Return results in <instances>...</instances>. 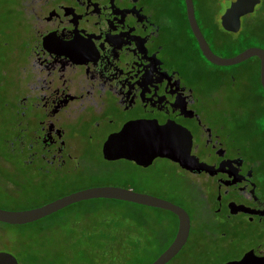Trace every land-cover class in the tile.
<instances>
[{
    "label": "flooded vegetation",
    "instance_id": "obj_1",
    "mask_svg": "<svg viewBox=\"0 0 264 264\" xmlns=\"http://www.w3.org/2000/svg\"><path fill=\"white\" fill-rule=\"evenodd\" d=\"M191 1L215 55L264 49L247 45L249 14L231 31L221 23L225 0ZM250 58L256 83L208 61L185 0H0V193L64 192L48 203L90 187L134 190L146 172L147 191H170L147 194L189 219L183 246L165 264H264V88L260 61ZM134 121L163 128L169 154L182 163L106 158L108 138ZM120 164L134 173L118 171ZM146 207L150 264L173 241L178 217ZM125 219L113 232L141 249V232Z\"/></svg>",
    "mask_w": 264,
    "mask_h": 264
},
{
    "label": "rangeland",
    "instance_id": "obj_2",
    "mask_svg": "<svg viewBox=\"0 0 264 264\" xmlns=\"http://www.w3.org/2000/svg\"><path fill=\"white\" fill-rule=\"evenodd\" d=\"M221 10L222 7L216 5L214 15ZM242 20L243 30L247 32L255 25L264 28L263 0L257 3L255 12ZM228 67L234 73L245 72L254 83L258 81L254 58ZM118 171L134 173L130 166L124 164L118 166ZM140 173V177L136 179L135 191L170 196L168 189L147 191L146 172ZM61 193L64 192L28 188L18 189L15 194L0 193V208L25 210L37 207L48 198ZM148 214H152L149 208L122 201L105 199L85 201L69 206L41 222L25 225L0 223V250L13 252L23 264H47V260H54L55 264H143L144 258L135 256L134 246L124 241L120 242V238L113 231H116L117 226L127 227L128 222L125 218L146 217ZM41 225L44 231L38 233ZM101 236L104 239V246L99 240ZM30 247H35L37 252L27 251ZM188 250L191 251V248ZM151 257V254L146 255V263Z\"/></svg>",
    "mask_w": 264,
    "mask_h": 264
},
{
    "label": "water",
    "instance_id": "obj_3",
    "mask_svg": "<svg viewBox=\"0 0 264 264\" xmlns=\"http://www.w3.org/2000/svg\"><path fill=\"white\" fill-rule=\"evenodd\" d=\"M187 16L191 29L197 39L198 45L204 57L218 66H232L257 57L260 61V83L264 88V49L250 46L230 57L215 55L203 38L193 13L191 0H185ZM259 0H225V11L221 15V23L226 29L237 31L240 17L253 12ZM168 137L165 130L151 122L134 121L127 123L122 129L108 138L104 145V156L109 159L126 158L134 160L138 164L146 166V163L154 157H167L173 161L182 163L183 158L179 154H169L171 151L167 145ZM185 166V165H184ZM91 199H110L141 206L166 209L178 217L177 233L170 245L158 255L150 264H165L183 246L189 230L187 213L179 206L159 197L134 191L119 186H97L78 190L58 197L43 205L25 210H5L0 208V223L8 225H25L47 217L74 203ZM264 262V259L262 260ZM238 263L226 264H243ZM0 264H18L16 259L7 252L0 251Z\"/></svg>",
    "mask_w": 264,
    "mask_h": 264
},
{
    "label": "trees",
    "instance_id": "obj_4",
    "mask_svg": "<svg viewBox=\"0 0 264 264\" xmlns=\"http://www.w3.org/2000/svg\"><path fill=\"white\" fill-rule=\"evenodd\" d=\"M246 42H247V45L254 44V43H260L264 47V28L262 26H257V25L253 26L252 29L250 30V32L246 33ZM230 47H232V46H230ZM114 201H118V200H114ZM130 204H132V203H130ZM138 206H141V205H138ZM53 215L54 214H52L48 217H45L43 219H40L38 221H35V222H41L42 220L49 218ZM131 219L134 221V224L137 226L138 231L141 232V236L143 237V241L145 242V244H143L141 249L137 246L135 247V256L136 257L142 256L144 258L143 264H148V263H146V217L145 216H133ZM37 231H38V233H42L44 231V229L42 228V225L40 226V228ZM113 239L115 240L116 238L113 237ZM99 240L102 243V246H104L103 236H101V238Z\"/></svg>",
    "mask_w": 264,
    "mask_h": 264
}]
</instances>
